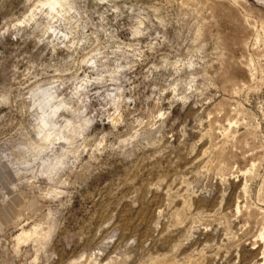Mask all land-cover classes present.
<instances>
[{"label":"rangeland","instance_id":"374dc122","mask_svg":"<svg viewBox=\"0 0 264 264\" xmlns=\"http://www.w3.org/2000/svg\"><path fill=\"white\" fill-rule=\"evenodd\" d=\"M51 1L0 0V264H264V0Z\"/></svg>","mask_w":264,"mask_h":264},{"label":"bare ground","instance_id":"6f19581e","mask_svg":"<svg viewBox=\"0 0 264 264\" xmlns=\"http://www.w3.org/2000/svg\"><path fill=\"white\" fill-rule=\"evenodd\" d=\"M52 1H53V0H52ZM52 1H51V2H52ZM46 5L49 6V8L53 9V8H54L56 5H58V4H57V2L55 1V2H53V3H48V4H47V2H46ZM51 9H50V10H51ZM53 10H54V9H53ZM53 10H52V11H53ZM32 16H33V15H32Z\"/></svg>","mask_w":264,"mask_h":264}]
</instances>
